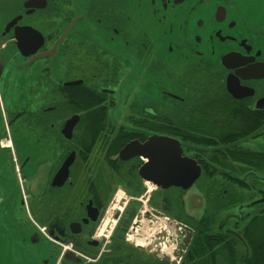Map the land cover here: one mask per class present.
Instances as JSON below:
<instances>
[{
	"label": "flooded vegetation",
	"instance_id": "flooded-vegetation-1",
	"mask_svg": "<svg viewBox=\"0 0 264 264\" xmlns=\"http://www.w3.org/2000/svg\"><path fill=\"white\" fill-rule=\"evenodd\" d=\"M0 264H264V0H0Z\"/></svg>",
	"mask_w": 264,
	"mask_h": 264
},
{
	"label": "water",
	"instance_id": "water-1",
	"mask_svg": "<svg viewBox=\"0 0 264 264\" xmlns=\"http://www.w3.org/2000/svg\"><path fill=\"white\" fill-rule=\"evenodd\" d=\"M156 139L154 138V140L152 139L144 144L129 143L120 151V159L127 160L128 158L137 156H147L148 163H145L139 169L140 177L153 182L163 189L171 186H180L184 183L189 186L199 176V167L189 159L174 156L170 152L167 153L168 151H159V148H157V146H160L164 142V148L165 146H169L170 149L178 150L176 146L178 143L176 141L162 138ZM151 145L154 146V150L147 155L148 146ZM147 176H150V178L148 179ZM189 181L191 183H188Z\"/></svg>",
	"mask_w": 264,
	"mask_h": 264
},
{
	"label": "bare ground",
	"instance_id": "bare-ground-1",
	"mask_svg": "<svg viewBox=\"0 0 264 264\" xmlns=\"http://www.w3.org/2000/svg\"><path fill=\"white\" fill-rule=\"evenodd\" d=\"M153 215H154V214H153ZM156 216H157V215H156ZM164 223H165L166 226H170V224H171V223H169V222H167V221L164 222ZM159 226H160V225H159ZM169 229H170V227H169ZM162 234H163V233H162ZM164 236H165V235H164ZM169 236H170V235H169ZM161 239H162V237H161ZM158 240H159V239H158ZM158 240H157V241H158ZM164 241H165V240H164ZM169 242H170V241H169ZM142 243H143V242H142ZM151 243H152V242H151ZM159 243H160V242H159ZM167 243H168V242H167ZM138 244H139V243H138ZM145 244H146V243H145ZM159 245H160V244H159ZM159 245H158V246H159ZM171 247H172V246H171ZM170 251H172V250H170Z\"/></svg>",
	"mask_w": 264,
	"mask_h": 264
},
{
	"label": "rangeland",
	"instance_id": "rangeland-1",
	"mask_svg": "<svg viewBox=\"0 0 264 264\" xmlns=\"http://www.w3.org/2000/svg\"><path fill=\"white\" fill-rule=\"evenodd\" d=\"M150 230H152V229H150ZM174 232H175V228H174V227H171V229H170V231H169V234H172V233L175 234ZM171 245H172V244H171Z\"/></svg>",
	"mask_w": 264,
	"mask_h": 264
},
{
	"label": "built area",
	"instance_id": "built-area-1",
	"mask_svg": "<svg viewBox=\"0 0 264 264\" xmlns=\"http://www.w3.org/2000/svg\"><path fill=\"white\" fill-rule=\"evenodd\" d=\"M110 228L112 229V226ZM175 244H176V242H175Z\"/></svg>",
	"mask_w": 264,
	"mask_h": 264
}]
</instances>
